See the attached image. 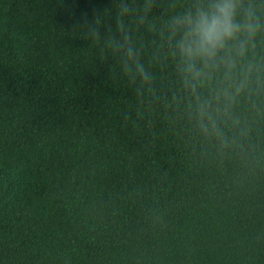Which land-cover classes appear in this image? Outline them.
Listing matches in <instances>:
<instances>
[{"label":"trees","instance_id":"16d2710c","mask_svg":"<svg viewBox=\"0 0 264 264\" xmlns=\"http://www.w3.org/2000/svg\"><path fill=\"white\" fill-rule=\"evenodd\" d=\"M186 2L124 18L144 82L106 43L114 0H0V264H264V73L205 131L149 27Z\"/></svg>","mask_w":264,"mask_h":264},{"label":"clouds","instance_id":"9594fccd","mask_svg":"<svg viewBox=\"0 0 264 264\" xmlns=\"http://www.w3.org/2000/svg\"><path fill=\"white\" fill-rule=\"evenodd\" d=\"M117 8L116 32L109 34L106 43L114 54L124 58L127 73L135 80H150V73L139 61L138 53L125 28L124 18L137 15L141 23L148 21L155 7V0H143L135 6L130 0H114ZM175 7L173 3L171 5ZM98 17L89 23L85 14L80 22L89 33L99 39ZM149 27L157 31L176 59V69L182 85L195 99V111L202 127H212V100L223 98L234 101L244 92L253 79L264 73V55L249 58L255 53L259 41H264V0H187L183 9L162 21L153 20ZM110 31V30H109ZM222 74L227 87H220L214 96L201 98L199 89L208 81Z\"/></svg>","mask_w":264,"mask_h":264}]
</instances>
